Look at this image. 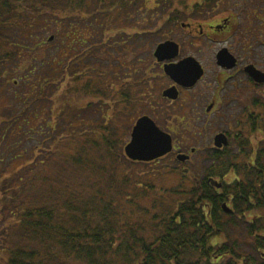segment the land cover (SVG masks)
I'll list each match as a JSON object with an SVG mask.
<instances>
[{"label":"trees","instance_id":"1","mask_svg":"<svg viewBox=\"0 0 264 264\" xmlns=\"http://www.w3.org/2000/svg\"><path fill=\"white\" fill-rule=\"evenodd\" d=\"M176 1L0 0V183L7 189L6 203L0 206V226H5L0 230V264H67L70 260L79 264H264V142L259 152L243 154L252 165L209 169L208 176L199 180L201 183L194 182L189 189L163 191L150 206L140 202L139 194L126 193L124 187L99 191L89 198L83 197V188L79 193L68 192V198L65 195L61 200H55L58 192L49 188L45 203L41 204L26 196L27 190L32 192L33 169L20 170L19 165L29 159L35 162L38 150L43 158L40 165L56 155L62 157L57 148L49 151L47 145L69 130L75 135L82 134L78 130L79 121L71 124L62 117L61 108L64 114L69 110V106H62V98L57 103L62 106L60 109L53 110L48 105L50 93L56 92L58 84L66 80V69L71 66L75 77L89 78V82L97 85L108 77L103 67L106 63L99 60V53L110 47L108 42H98L102 50L89 59L94 68L82 71L80 65V57H87L95 46L89 45L90 39L97 43V34L106 32L101 27L105 24L102 20L147 5L148 17L137 20V28L153 27L158 21L152 12L161 10L159 4ZM91 4H95V9L84 13ZM84 15L89 18H82ZM97 47L96 44L93 51ZM24 68L29 73L18 77ZM36 74L43 76L30 78ZM150 76L147 73L146 78ZM133 85L128 88L127 97L118 102L127 111L136 105L128 97ZM19 86L29 91L20 92ZM95 94H98L95 89L87 94L96 100L87 106L89 110L94 106V112L101 109L99 102L103 100H97ZM102 136L101 144L107 145L104 151L111 153V163L118 170L138 164L122 155L117 141L108 144L106 135ZM92 143L85 145L84 150L98 145L97 148H103L98 141ZM101 152L100 149L98 153ZM70 154L77 152L66 155L70 160L63 159L64 162L74 165L84 161L82 157L73 160ZM93 160L90 168L98 164L97 159ZM118 162L123 168H118ZM210 177L222 181H218L222 184L220 190L210 185ZM225 177L230 182H224ZM115 180L113 175V188ZM86 187L89 191L93 188ZM135 188H140L145 198L156 193L155 186L144 181ZM166 196L179 199L174 206L164 205L159 210V199ZM223 205L232 213L226 214ZM239 225L244 237L253 239L250 252L237 236H232L241 230Z\"/></svg>","mask_w":264,"mask_h":264},{"label":"rangeland","instance_id":"2","mask_svg":"<svg viewBox=\"0 0 264 264\" xmlns=\"http://www.w3.org/2000/svg\"><path fill=\"white\" fill-rule=\"evenodd\" d=\"M179 1L180 0H177L175 3ZM185 1L192 3L200 2V0ZM216 2L227 3L228 9L226 11L222 10L221 13H215L213 16L226 17L230 12H235V24L239 29L245 27H260V40H254L252 45L257 48V63L261 67V71L264 73V0H216ZM95 7V4H91V8L88 6V10L84 13L94 10ZM147 8V5H143V8L141 9L139 7L137 11L129 10L128 12L125 10L123 13H115L114 16L118 15L115 20L112 19L114 16H107V19L102 20L105 24L101 26L107 33H98L97 38L99 40L97 43L92 39L88 42L89 45L95 44V46L87 56L88 58L80 57L82 71H89L90 68H94L93 64H89V59L93 58L102 50L103 47L98 45L101 44L98 43L99 41L103 44L104 41L108 42V45L110 46L99 53V60L106 63L103 67L106 71L105 75L108 76L102 84H93L89 82V78L75 77V70L73 71L72 67L69 66L66 69V80L58 84L56 92L50 93V98L48 99L49 108H52L53 106L54 110L60 109L62 106H69V110H67L66 114L63 112L64 108H61L63 113L62 117L71 124H75L79 121L78 130H80L82 134L75 135V132L73 133L69 130L57 137L56 142H54L56 144L51 143L47 145V150L50 151V149L57 148L59 155L62 153V157L56 155L55 159L49 161L46 160L43 165H40L39 163L43 158L38 150L35 156V162L29 159L28 162L19 165L21 166L18 167L20 170L24 168L33 169V174L30 176L31 180L34 181V184L32 183L31 186L32 192L27 190L26 196H32L35 204L45 203L44 197L49 188L51 192H58L53 198L55 200H61L65 195H67L68 198V192L75 191L79 193L78 190L83 188L85 189L83 197L89 198L96 195L99 191H116L121 189V187H124L127 190L126 193H131L133 196L139 194L138 199L140 202L146 206H150L154 203L156 197L162 195L163 191L168 193L169 190H177L180 187L189 189L194 186V182L201 183L199 180H202L203 178L205 179L206 176H208L209 169L206 167L207 162L202 154H197L192 162L185 165H182L181 162L177 161L173 154L172 157L170 156L158 163L151 164L148 167L141 164H129L127 166L125 165L124 169L118 170L113 166V163H111V153L108 154L104 151L107 145L104 143L101 144V139L104 138L102 135L105 134L108 138L105 142L108 144H114V142L117 141V146L121 148V153L125 156L124 147L130 141L131 131L137 118L149 115L155 119L157 124L164 131H166V127L169 125L170 114L175 112L179 115L180 119H182L185 114V111H183V108H180V105H177L175 109H173L174 106L160 101L162 85L156 81L161 78L162 71L156 66V60L153 57V53L157 46L166 40V37L164 36V28L166 27L164 21L166 20V16L158 13V8V11L152 12L154 20L158 21L156 26L152 27V25H150L145 27L141 25V27L145 28H137L139 26L137 20L142 21L145 16L148 17L149 10H147ZM169 10V12L174 11V6H171ZM158 14L160 16H158ZM82 18L89 17L84 15ZM45 36H47V38L51 37L50 34H45ZM58 42V40L55 41L54 46H57ZM96 44L98 47L93 51ZM246 44L249 45L250 43L246 42ZM56 48L57 47H55V49ZM246 57L249 59L247 54ZM47 69L49 70L50 76H52L50 70H56L55 66H52L51 69ZM28 73L29 70L24 68L23 71L18 72V77ZM147 73L148 75L151 73V76L149 77L151 82L146 87L143 86V84L140 85V83L147 82ZM40 76L43 75L38 76L36 74L30 78L38 79ZM131 84L134 85L131 87L132 92L128 97L132 98V100L136 102V105L133 110L130 109L127 111L126 109L124 110L123 105H119L118 102L120 99L124 100L125 97H127L128 88ZM87 86L90 88L85 90V87ZM93 88L98 93L95 94L97 100L103 98V100L99 102L101 103V109L97 108V111L95 112L94 106L91 110L87 109L89 103L96 101L89 98L90 95H87L88 93L91 94L93 92ZM17 90L25 93L29 91L28 89L24 90V88L20 86ZM60 98L64 100L62 106L57 105V103H60ZM260 100V132L258 135L253 136V134L250 133L251 130L248 128L246 129L248 132H244V139H242L244 144L241 146L244 148V151H242L244 155H250L253 151L256 153L259 152L262 143L264 142V86L260 90ZM99 103H97V105ZM156 112H160L159 117L161 122L158 119L159 117L155 115ZM56 113L59 114L58 111ZM96 129L98 131L95 132V135L92 134ZM115 132H117L116 136ZM182 138L186 141H191L196 137L192 132H187L185 130L182 131V129H180V132L175 139L181 141ZM68 141L76 142L77 144H72ZM93 141L100 142L99 144L103 145V148H97L98 145L97 147L91 146L84 150L83 147L85 145H92ZM100 149L103 152L98 153ZM75 152H77V154H70L73 156V160L82 157L84 159L83 162L80 161L81 163H76L74 165H71L70 162H67L68 164L64 162L63 159L66 161L70 160L66 155ZM244 155L243 160L245 157ZM93 159H97L98 164H95L96 166L90 168L91 164H93ZM246 161L248 160L246 159ZM118 168H123V165H120L119 162ZM95 171L99 172L96 173ZM113 175L118 180H115L114 188L111 184V178ZM183 178L186 180H183ZM141 181L154 185L157 194L153 193L150 197L145 198L142 195L140 188H135V186ZM224 182L230 181L227 179ZM86 186H93V188L89 191ZM6 191V187L0 183V206H3L6 203ZM82 193L83 191L80 194ZM109 195L117 196L114 193ZM178 199L177 196L163 197L162 199H159V206L161 208L158 209H164V205H166V207H172L176 204ZM120 202L123 201L120 200ZM118 206L119 205H116V208H118ZM158 209H156V211ZM239 226L241 230L235 231L232 236H237V238H239L238 241L241 242V244H244L243 248L245 247V250L250 252V247L254 244L253 239L248 238L247 236L244 237L245 232L244 230L242 231V226ZM4 228L5 226H0V230H3ZM67 264L79 263L70 260Z\"/></svg>","mask_w":264,"mask_h":264},{"label":"flooded vegetation","instance_id":"3","mask_svg":"<svg viewBox=\"0 0 264 264\" xmlns=\"http://www.w3.org/2000/svg\"><path fill=\"white\" fill-rule=\"evenodd\" d=\"M159 5L161 10L158 13L166 16V40L160 44L174 43L177 51L176 55H168L161 63L155 59L156 66L162 71L161 78L156 81L162 85L160 101L174 106L173 109L180 105L185 114L182 119L175 112L170 114L166 131L154 118L144 115L171 136L173 151L154 162L140 164H155L174 154L175 158L179 155L189 156V160L181 163L185 165L192 162L197 154H202L208 169L226 166L237 169L246 164L252 165L245 158L243 160L244 148L241 146L247 128L253 136L260 132V90L264 85L256 83L246 72L251 66L261 71L257 63V48L252 45L254 40H260V27L239 29L235 24V12H230L226 17L213 16L228 9L227 3L216 0H200L197 3L180 0ZM171 6H174V11L169 12ZM182 64L190 68L186 71L198 70L203 73L192 87L177 84L165 73L166 66ZM146 79L143 86L147 87L151 81ZM169 90L177 92L176 100L163 97ZM159 113L155 115L159 117ZM158 119L160 121V117ZM180 129L192 132L196 138L191 141L175 139ZM220 135L225 136L222 141L226 145L222 147L216 144V138ZM255 153L253 151L251 155ZM210 180L220 181L214 177H210Z\"/></svg>","mask_w":264,"mask_h":264},{"label":"water","instance_id":"4","mask_svg":"<svg viewBox=\"0 0 264 264\" xmlns=\"http://www.w3.org/2000/svg\"><path fill=\"white\" fill-rule=\"evenodd\" d=\"M53 38H51V41ZM176 46L174 43L167 42L157 47L154 57L159 63L167 59L168 55H176ZM190 68H185L184 64L178 66H166L165 73L177 84L185 87H192L202 76L203 73L198 70L186 71ZM246 72L255 80L256 83L264 85V73L256 70L254 67H248ZM163 97L176 100L178 94L175 90H169L163 94ZM225 136L220 135L216 138L217 146L222 147ZM226 145V143L224 144ZM126 157L133 162H154L166 157L173 151V142L170 135L163 132L155 122L149 117H141L137 120L131 134V140L126 145ZM179 162H186L189 156L179 155ZM210 185L216 189H221L222 185L214 180L209 181ZM223 211L226 214H231L232 210L223 205Z\"/></svg>","mask_w":264,"mask_h":264}]
</instances>
